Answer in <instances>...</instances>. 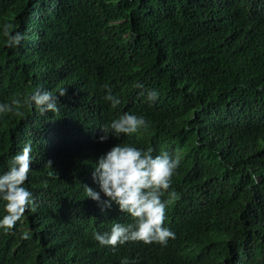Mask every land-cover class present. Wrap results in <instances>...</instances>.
I'll return each instance as SVG.
<instances>
[{
	"label": "trees",
	"instance_id": "16d2710c",
	"mask_svg": "<svg viewBox=\"0 0 264 264\" xmlns=\"http://www.w3.org/2000/svg\"><path fill=\"white\" fill-rule=\"evenodd\" d=\"M9 23L26 39L8 48L0 37V101L43 87L60 110L0 118V172L30 143L34 199L0 230V264H264V0H0V29ZM125 112L147 131L100 141ZM119 143L180 157L177 195L162 197L166 245L95 239L132 220L83 187L99 191L95 162Z\"/></svg>",
	"mask_w": 264,
	"mask_h": 264
},
{
	"label": "clouds",
	"instance_id": "9594fccd",
	"mask_svg": "<svg viewBox=\"0 0 264 264\" xmlns=\"http://www.w3.org/2000/svg\"><path fill=\"white\" fill-rule=\"evenodd\" d=\"M0 37L8 48H16L26 39V34L9 23L0 29ZM104 87L107 91L103 99L109 102L112 109L118 108L122 103L121 97L115 95L109 85ZM135 87L145 88L139 82ZM58 93L60 96L64 95L66 88ZM159 98L160 92L157 89H146L149 103H155ZM24 107L35 108L41 115L56 113L60 110L59 96L50 89L40 87L22 98L10 102L0 101V118L5 114H19ZM148 127L149 121L144 115L125 112L99 127L104 133L99 139L105 141L110 135L116 138H120L122 134L131 136L141 130L147 131ZM153 151L151 147L145 150L132 144L119 143L95 162L93 178L99 191L84 184L86 197L106 208L115 204L122 214L132 218L130 223L114 222L109 232H96L95 239L102 246L115 248L129 241L166 245L169 238H175L174 231L165 226L169 201L162 197L165 192L169 200L177 195L174 190H168L172 185V177L180 166V157L168 151L153 155ZM32 162V145L28 143L9 160L7 170L0 172V202H3L6 213L0 217V230L5 233H11L34 204L33 193L26 184ZM101 193L107 199H102ZM122 264H129L128 259L125 258Z\"/></svg>",
	"mask_w": 264,
	"mask_h": 264
}]
</instances>
